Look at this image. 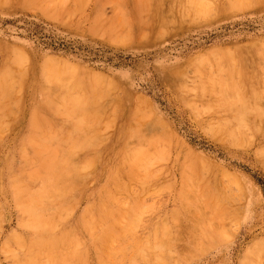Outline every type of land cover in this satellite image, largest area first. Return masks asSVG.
<instances>
[{
	"label": "rangeland",
	"instance_id": "rangeland-1",
	"mask_svg": "<svg viewBox=\"0 0 264 264\" xmlns=\"http://www.w3.org/2000/svg\"><path fill=\"white\" fill-rule=\"evenodd\" d=\"M0 67V264H264V0H0Z\"/></svg>",
	"mask_w": 264,
	"mask_h": 264
},
{
	"label": "bare ground",
	"instance_id": "bare-ground-1",
	"mask_svg": "<svg viewBox=\"0 0 264 264\" xmlns=\"http://www.w3.org/2000/svg\"><path fill=\"white\" fill-rule=\"evenodd\" d=\"M189 1V0H188ZM199 1V0H198ZM241 1V0H240ZM184 2V1H183ZM195 2V1H194ZM237 2V1H236ZM251 2V1H250ZM234 3V2H233ZM257 3V2H256ZM197 4H199V3H197ZM201 4V3H200ZM195 5V4H194ZM234 5H236V4H234ZM199 6V8H200V5H198ZM201 6H202V4H201ZM196 8V7H195ZM119 10V9H118ZM118 10H117V12H118ZM197 10V9H196ZM228 53V52H227ZM232 55V54H231ZM7 59H8V57H7ZM232 59V58H231ZM6 60V59H5ZM236 60V59H235ZM238 60V59H237ZM9 62V61H8ZM226 64V63H225ZM228 64V63H227ZM233 64V63H232ZM4 65H5V63H4ZM238 66H239V64H238ZM55 67V66H54ZM219 67V66H218ZM1 68V67H0ZM49 68V67H48ZM51 68V67H50ZM59 68V67H58ZM239 68V67H238ZM237 68V69H238ZM42 69H44V68H42ZM54 69V68H53ZM216 69V68H215ZM38 70V69H37ZM41 70V69H40ZM208 70V69H207ZM218 70V69H217ZM242 70V69H241ZM43 71V70H42ZM195 71H197V70H195ZM211 71V70H210ZM54 72H55V70H54ZM0 73H2V72H0ZM18 73V72H17ZM62 73H64V72H62ZM77 73V72H76ZM26 74V73H25ZM38 74V73H37ZM36 74V75H37ZM45 74V73H44ZM48 74V73H47ZM78 74V73H77ZM13 75V74H12ZM16 75V74H15ZM27 75V74H26ZM54 75V74H53ZM58 75V74H57ZM201 75V74H200ZM39 76V75H38ZM52 76V75H51ZM60 77V76H59ZM102 77V76H101ZM200 77V76H199ZM204 77V76H203ZM219 77H220V75H219ZM254 77V76H253ZM259 77V76H258ZM45 78V77H44ZM51 78V77H50ZM88 78H90V77H88ZM235 78V77H234ZM241 78V77H240ZM35 79V78H34ZM54 79V78H53ZM80 79V78H79ZM82 79V78H81ZM237 79V78H236ZM239 79V78H238ZM242 79V78H241ZM251 79V78H250ZM52 80V79H51ZM70 80V79H69ZM191 80V79H190ZM257 80V79H256ZM24 81V80H23ZM57 81V80H56ZM72 81V80H71ZM201 81H203V80H201ZM212 81H213V79H212ZM233 81V80H232ZM22 82V81H21ZM36 82V81H35ZM40 82V81H39ZM60 82V81H59ZM74 82V81H73ZM98 82H99V80H98ZM107 82V81H106ZM220 82V81H219ZM46 83V82H45ZM66 83V82H65ZM68 83V82H67ZM83 83V82H82ZM222 83H224V82H222ZM221 83V84H222ZM244 83V82H243ZM250 83H251V81H250ZM257 83V82H256ZM264 83V82H263ZM8 84V83H7ZM26 84V83H25ZM41 84V83H40ZM77 84H78V82H77ZM84 84V83H83ZM100 84V83H99ZM245 84V83H244ZM16 85V84H15ZM35 85V84H34ZM42 85V84H41ZM75 85V84H74ZM218 85V84H217ZM231 85H232V83H231ZM231 85L229 86V87H231ZM237 85V84H236ZM236 85H234V87L236 86ZM246 85V84H245ZM248 85V84H247ZM7 86V85H6ZM26 86V85H25ZM46 86H47V84H46ZM194 86V85H193ZM238 86V85H237ZM38 87V86H37ZM64 87H66V85L64 86ZM70 87H72V86H70ZM74 87V86H73ZM200 87V86H199ZM246 87V86H245ZM21 88H23V87H21ZM31 88V87H30ZM40 88H41V86H40ZM45 88V87H44ZM63 88V87H62ZM80 88V87H79ZM88 88V87H87ZM90 89H91V87H89ZM97 88H98V86H97ZM228 88V87H227ZM259 88V87H258ZM8 89V88H7ZM59 89V88H58ZM226 89V88H225ZM236 89V88H235ZM25 90V89H24ZM30 90H32V89H30ZM65 90H66V88H65ZM93 90V89H92ZM222 90V89H221ZM221 90H220V93H222L221 92ZM238 90V89H237ZM38 91H39V89H38ZM47 91V90H46ZM67 91H68V89H67ZM111 91V90H110ZM109 91V92H110ZM215 91V90H214ZM247 91V90H246ZM1 92V91H0ZM35 92V91H34ZM57 92H58V90H57ZM84 92V91H83ZM82 92V93H83ZM87 92V91H86ZM23 93V92H22ZM80 93V92H79ZM104 93V92H103ZM102 93V94H103ZM108 93V92H107ZM238 93V92H237ZM13 94V93H12ZM64 94V93H63ZM88 94V93H87ZM96 94V93H95ZM98 94V93H97ZM101 94V95H102ZM214 94H216V93H214ZM218 94V93H217ZM5 95V94H4ZM41 95V94H40ZM44 95V94H43ZM46 95V94H45ZM209 95V94H208ZM261 95V94H260ZM15 96V95H14ZM34 96V95H33ZM58 96V95H57ZM77 96V95H76ZM82 96H85V95H82ZM88 96V95H87ZM97 96V95H96ZM8 97V96H7ZM17 97V96H16ZM15 97V98H16ZM22 97V96H21ZM31 97V96H30ZM29 97V98H30ZM42 97V96H41ZM45 97V96H44ZM43 97V98H44ZM60 97V96H59ZM64 97V96H63ZM90 97V96H89ZM212 97H213V95H212ZM250 97V96H249ZM1 98V97H0ZM12 98V97H11ZM14 98V97H13ZM69 98V97H68ZM80 98H82V97H80ZM111 98V97H110ZM200 98V97H199ZM52 99V98H51ZM56 99V98H55ZM120 99V98H119ZM214 99H215V97H214ZM225 99V98H224ZM227 99V98H226ZM262 99V98H261ZM1 100H3V99H1ZM30 100V99H29ZM37 101H38V99H36ZM90 100H92V99H90ZM100 100V99H99ZM207 100V99H206ZM6 101V100H5ZM30 101H32V100H30ZM70 101V100H69ZM108 101V100H107ZM116 101V100H115ZM119 101V100H118ZM197 101V100H196ZM34 102V101H33ZM50 102V101H49ZM114 102V101H113ZM117 102V101H116ZM121 102V101H120ZM119 102V103H120ZM193 102H195V101H193ZM207 102V101H206ZM213 102V101H212ZM229 103V102H228ZM3 105H4V103H2ZM6 104V103H5ZM15 104V103H14ZM30 104H32V103H30ZM42 104V103H41ZM45 104V103H44ZM61 104V103H60ZM64 104V103H63ZM98 104V103H97ZM101 104V103H100ZM118 104V103H117ZM190 104V103H189ZM13 105V104H12ZM43 105V104H42ZM92 105H93V103H92ZM91 105V106H92ZM208 105V104H207ZM224 105V104H223ZM6 106V105H5ZM8 106V105H7ZM6 106V107H7ZM48 106V105H47ZM56 106H58L57 104H56ZM73 106V105H72ZM77 106V105H76ZM76 106H73V108L74 107H76ZM89 106V105H88ZM101 106H102V104H101ZM34 107V106H33ZM81 107V106H80ZM79 107V108H80ZM192 107V106H191ZM213 107V106H212ZM45 108H46V106H45ZM56 108H58V107H56ZM78 108V109H79ZM82 108V107H81ZM203 108V107H202ZM211 108V107H210ZM214 108V107H213ZM7 109V108H6ZM35 109V108H34ZM37 109V108H36ZM42 109V108H41ZM47 109V108H46ZM50 109V108H49ZM67 109V108H66ZM71 109V108H70ZM89 109V108H88ZM113 109H115V108H113ZM204 109V108H203ZM3 110H4V108H3ZM86 110V109H85ZM92 110V109H91ZM103 110V109H102ZM208 110V109H207ZM48 111V110H47ZM54 111V110H53ZM52 111V112H53ZM7 113V112H6ZM38 113H39V111H38ZM117 113V112H116ZM9 114V113H8ZM32 114H33V112H32ZM54 114H55V112H54ZM77 114V113H76ZM110 114V113H109ZM114 114V113H113ZM49 115V114H48ZM69 115V114H68ZM98 115H100V114H98ZM105 115V114H104ZM13 116V115H12ZM42 116V115H41ZM90 116V115H89ZM39 117V116H38ZM51 117V116H50ZM99 117V116H98ZM28 119V118H27ZM103 119V118H102ZM110 119V118H109ZM12 120V119H11ZM94 120V119H93ZM96 120V119H95ZM112 120V119H111ZM40 121V120H39ZM45 121V120H44ZM56 121V120H55ZM105 121V120H104ZM90 122V121H89ZM56 123V122H55ZM78 123V122H77ZM99 123V122H98ZM30 124V123H29ZM40 124V123H39ZM115 124V123H114ZM32 125V124H31ZM42 125V124H41ZM46 125V124H45ZM44 125V126H45ZM264 125V124H263ZM91 126V125H90ZM96 126V125H95ZM98 126V125H97ZM23 127V126H22ZM25 127V126H24ZM30 127V126H29ZM28 127V128H29ZM49 127V126H48ZM51 127H52V125H51ZM54 127V126H53ZM57 127V126H56ZM59 127V126H58ZM73 128V127H72ZM71 128V129H72ZM91 128V127H90ZM262 128H263V126H262ZM44 129V128H43ZM59 129V128H58ZM92 129H93V127H92ZM120 129V128H119ZM127 129V128H126ZM32 130V129H31ZM118 130V129H117ZM77 131V130H76ZM85 131V130H84ZM93 131H94V129H93ZM125 131V130H124ZM28 133V132H27ZM32 133V132H31ZM79 134V133H78ZM85 134V133H84ZM227 134V133H226ZM66 135V134H65ZM219 135V134H218ZM225 135V134H224ZM19 136V135H18ZM35 136V135H34ZM63 136V135H62ZM77 136H79V135H77ZM236 136V135H235ZM238 136V135H237ZM245 136V135H244ZM21 137V136H20ZM69 137H70V135H69ZM80 137H82V135L80 136ZM225 137V136H224ZM39 139V138H38ZM45 139V138H44ZM53 139V138H52ZM62 139V138H61ZM69 139V138H68ZM14 140V139H13ZM19 140V139H18ZM22 140V139H21ZM96 140V139H95ZM23 141V140H22ZM38 141H40V140H38ZM44 141V140H43ZM47 141V140H46ZM94 141V140H93ZM17 142V141H16ZM15 142V143H16ZM55 142V141H54ZM59 142V141H58ZM25 143V142H24ZM51 143H52V141H51ZM58 144H60V143H58ZM18 145V144H17ZM27 145H29V144H27ZM16 146V145H15ZM56 146V145H55ZM62 146V145H61ZM262 146H264V145H262ZM41 147V146H40ZM60 147V146H59ZM67 147V146H66ZM65 147V148H66ZM82 147V146H81ZM17 148V147H16ZM20 148V147H19ZM261 148V147H260ZM28 149V148H27ZM26 149V150H27ZM80 149V148H79ZM82 149V148H81ZM16 150V149H15ZM15 150L13 151V152H15ZM21 150V149H20ZM58 150V149H57ZM73 150V149H72ZM17 151V150H16ZM19 151V150H18ZM49 151V150H48ZM62 151V150H61ZM65 151V150H64ZM66 151H68V150H66ZM78 151V150H77ZM73 152H74V150H73ZM10 153V152H9ZM8 153V154H9ZM21 153V152H20ZM36 153H37V151H36ZM47 153V152H46ZM59 153V152H58ZM69 153V152H68ZM72 153V152H71ZM139 153V152H138ZM39 154V153H38ZM66 154V153H65ZM74 154V153H73ZM263 154V153H262ZM26 155V154H25ZM46 155V154H45ZM71 155V154H70ZM133 155V154H132ZM39 156V155H38ZM69 156V155H68ZM67 156V157H68ZM73 157V156H72ZM75 157V156H74ZM120 157H121V155H120ZM132 157V156H131ZM134 157H136L135 155H134ZM140 157V156H139ZM20 158V157H19ZM60 158V157H59ZM71 158V157H70ZM120 159V158H119ZM132 159V158H131ZM136 159V158H135ZM5 160V159H4ZM9 160V159H8ZM19 160V159H18ZM74 160V159H73ZM141 160V159H140ZM43 161V160H42ZM68 161V160H67ZM128 161V160H127ZM126 161V162H127ZM5 162V161H4ZM3 162V163H4ZM31 162V161H30ZM49 162V161H48ZM56 162H58V161H56ZM135 162V161H134ZM21 163H23V162H21ZM44 163V162H43ZM131 163V162H130ZM143 163V162H142ZM40 164V163H39ZM51 164V163H50ZM118 164V163H117ZM117 164H116V166H117ZM127 164V163H126ZM31 165V164H30ZM29 165V166H30ZM53 165V164H52ZM55 165V164H54ZM57 165V164H56ZM61 165H63V164H61ZM65 165V164H64ZM132 165V164H131ZM9 166V165H8ZM22 166V165H21ZM70 166V165H69ZM122 166V165H121ZM6 167V166H5ZM53 167V166H52ZM67 167V166H66ZM118 167V166H117ZM116 167V168H117ZM123 167V166H122ZM24 168V167H23ZM61 168V167H60ZM126 168V167H125ZM136 168V167H135ZM134 168V169H135ZM3 169V168H2ZM19 169V168H18ZM52 169V168H51ZM67 169V168H66ZM115 169V168H114ZM127 169V168H126ZM65 170V169H64ZM69 170V169H68ZM66 171V170H65ZM62 172V171H61ZM77 172V171H76ZM22 173V172H21ZM32 173V172H31ZM55 173H57V172H55ZM116 173V172H115ZM16 174H17V172H16ZM25 174V173H24ZM36 174V173H35ZM62 174V173H61ZM128 174V173H127ZM60 175V174H59ZM65 175V174H64ZM69 175V174H68ZM121 175V174H120ZM61 176V175H60ZM66 176V175H65ZM5 177V176H4ZM36 177H37V175H36ZM68 177V176H67ZM112 177V176H111ZM2 178V177H1ZM28 178V177H27ZM43 178V177H42ZM48 178V177H47ZM51 178V177H50ZM65 178V177H64ZM72 178V177H71ZM44 179V178H43ZM16 180V179H15ZM22 180V179H21ZM45 180V179H44ZM48 181H50V180H48ZM115 181V180H114ZM37 182V181H36ZM112 182V181H111ZM15 183V182H14ZM29 183V182H28ZM66 183V182H65ZM107 183V182H106ZM117 183V182H116ZM125 183V182H124ZM35 184V183H34ZM33 184V185H34ZM69 184V183H68ZM109 184V183H108ZM32 185V184H31ZM38 185V184H37ZM46 185V184H45ZM44 185V186H45ZM123 185V184H122ZM23 186H25V185H23ZM54 186V185H53ZM66 186H67V184H66ZM36 187V186H35ZM50 187V186H49ZM104 187H105V185H104ZM115 187V186H114ZM54 188H56V187H54ZM11 189H12V187H11ZM60 189H61V186H60ZM70 189H71V187H70ZM7 190V189H6ZM63 190H65V189H63ZM106 190V189H105ZM66 191V190H65ZM36 192V191H35ZM44 192V191H43ZM38 193H40L39 191H38ZM48 194V193H47ZM46 194V195H47ZM105 194V193H104ZM109 194V193H108ZM43 195V194H42ZM99 196V195H98ZM102 196H103V194H102ZM114 196V195H113ZM55 197V196H54ZM61 197V196H60ZM52 198V197H51ZM109 198V197H108ZM25 199V198H24ZM27 199V198H26ZM47 199V198H46ZM105 199V198H104ZM44 200V199H43ZM54 200V199H53ZM45 202H46V200H44ZM51 201V200H50ZM114 201V200H113ZM31 202V201H30ZM48 202V201H47ZM52 202V201H51ZM97 202V201H96ZM102 202V201H101ZM49 203V202H48ZM47 204V203H46ZM99 204V203H98ZM103 204H105V203H103ZM40 205V204H39ZM112 205V204H111ZM99 206H100V204H99ZM105 206V205H104ZM114 206V205H113ZM113 210H115V209H113ZM118 211V210H117ZM32 212V211H31ZM61 212V211H60ZM33 213V212H32ZM87 213V212H86ZM84 214V213H83ZM57 217V216H56ZM59 217V216H58ZM137 216H135V217H133V218H136ZM42 218H43V216H42ZM53 218V217H52ZM96 218V217H95ZM132 218V219H133ZM31 219V218H30ZM55 219V218H54ZM53 219V220H54ZM89 219V218H88ZM137 219V218H136ZM50 220V219H49ZM132 221V220H131ZM52 222V221H51ZM85 225V224H84ZM96 226V225H95ZM101 227V226H100ZM107 227H108V225H107ZM131 227V226H130ZM83 228V227H82ZM111 228H112V226H111ZM36 229V228H35ZM40 229H41V227H40ZM85 229V228H84ZM114 229V228H113ZM127 229V228H126ZM129 229V228H128ZM114 232V231H113ZM111 234V233H110ZM107 235V234H106ZM105 235V236H106ZM112 235V234H111ZM110 236V235H109ZM101 238V237H100ZM109 238V237H108ZM101 239H103V238H101ZM107 239V238H106ZM59 240H60V238H59ZM67 241V240H66ZM111 241V240H110ZM65 242V241H64ZM105 242V241H104ZM116 242V241H115ZM107 243V242H106ZM54 255V254H53ZM258 264V263H257Z\"/></svg>",
	"mask_w": 264,
	"mask_h": 264
}]
</instances>
